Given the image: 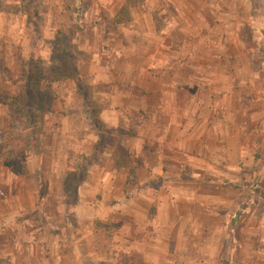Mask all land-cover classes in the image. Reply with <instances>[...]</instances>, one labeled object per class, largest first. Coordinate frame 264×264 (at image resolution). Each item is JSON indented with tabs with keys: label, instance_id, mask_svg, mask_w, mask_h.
<instances>
[{
	"label": "rangeland",
	"instance_id": "1",
	"mask_svg": "<svg viewBox=\"0 0 264 264\" xmlns=\"http://www.w3.org/2000/svg\"><path fill=\"white\" fill-rule=\"evenodd\" d=\"M152 52H204L217 72L136 73ZM156 125L165 139L137 135ZM179 147L189 156L139 168ZM93 165L124 176L121 199L86 184ZM89 189L106 194L97 212L76 201ZM0 211L18 213L0 220V264H264V0H0Z\"/></svg>",
	"mask_w": 264,
	"mask_h": 264
},
{
	"label": "crops",
	"instance_id": "2",
	"mask_svg": "<svg viewBox=\"0 0 264 264\" xmlns=\"http://www.w3.org/2000/svg\"><path fill=\"white\" fill-rule=\"evenodd\" d=\"M169 25H171V24L170 23L166 24V30L165 31L167 34H168L167 31L170 27ZM179 57L182 58V53H181V55H179ZM179 57H177V58H179ZM190 57L191 56H187L186 57L187 60L184 58V60L178 59L175 62L173 59V58H175L173 53L171 55L168 54L165 57H162V55H158L157 52H152V54L148 60H143L140 62V64L137 66V68H140V70L138 71L136 69V73H138V72L142 73L144 71L151 73L153 71V69L160 70L159 73L161 72V69H164L163 71L165 73H168V74L169 73L187 74L190 71H194L195 73H198V74L199 73L209 74L210 72L211 73L217 72L216 68L210 67V70H207L209 68V66H206L205 64H203L204 61L200 63V59L204 60V57H206L204 52L203 53L199 52L198 55H195V57H197V60H195V61L191 62ZM133 66H135L134 63H131V62L125 63V67L128 68L127 71L131 72V70H132L131 68ZM133 72H135V70H133ZM177 86L179 87V85H177ZM181 88L185 89L186 91L188 90L187 91V95H188V93H189L188 82H182ZM156 90H157V88H156ZM160 106H162V105L160 104L158 107H160ZM159 111H160V113L163 112V108L159 109ZM111 115H113V116H111ZM111 115H107L106 117L102 116V118L111 127H116L118 124L117 125H115V124L118 123V121L121 119V117L118 114L116 115L115 113H113ZM183 115L184 114H181L182 117H180L181 122H182L180 125L181 127H179V129L177 128V132H178L177 135L178 136L180 135V137L182 138V141L187 136V129L185 128L186 122H185V120H183V118H184ZM114 116H115V118H114ZM185 116H187V115L185 114ZM165 117H166L165 120L167 121L168 124L175 121V119L177 118V116H174L172 110H170V112H169L167 109L165 110ZM152 120L154 122H156L155 117L152 118ZM65 121H66V119L64 118L62 120V123H61V128L59 127V129H62L61 131L67 132L66 128H65L66 127ZM156 127L159 128L157 125H156ZM164 132H165V130H161L159 128L157 130H152L149 133H146L144 135H143V133L138 132L137 135H140L141 138H147V137H153L154 136V137H159V139H165L166 134ZM69 136H73V135H69ZM220 140H221V138H220ZM84 142H87V140H82V143H84ZM221 144H222V142H221ZM222 146H223V144H222ZM143 147H144V145L141 146V144L137 147V149H136L137 154H135L136 158H138L139 155H141L142 150H143V152H147V153L149 152L150 153V151H147L146 149L144 150ZM81 149L83 150V152H86V151H84V149L86 150V148H81ZM87 150L90 151V150H92V148L87 147ZM56 151H57V161L53 162V164L50 167V169L53 172V175H55V177L61 176V172H63L67 166L66 159H63V153L57 149H56ZM188 152H189L188 149H185L184 147H179V151H173L171 154H169L167 152L154 153L156 156L154 162L152 163L154 166H152V164L149 163V161H151V160H149L147 162L145 161L143 163L144 165L142 164L141 167H139V168H143V169L148 170V171L152 170L153 172H157L158 170H161V167H159V166L162 165L163 163H165V162L177 163L180 156H182L183 158H184L183 155L189 156ZM175 154L178 155V157H175ZM190 155H191V153H190ZM34 162L36 164L34 171H37V170L40 171L41 170V172L43 173V171L47 168V167H45L46 162L44 159V155H42V154L39 156H34ZM27 163H28V166H27L28 170L27 171H28V173H32V171H33V170H31L32 169L31 168L32 159L27 158ZM154 163H156V164H154ZM235 165H236V161L231 160L225 169L234 168ZM96 171H97V168H94V165L91 166V168L89 169V171L87 173V183L86 184L88 186L89 185L92 186L93 184L90 181L93 180L95 183L100 185V187H102L103 189H106L108 192H110V188L112 187L111 191L117 193L115 195L117 197V199H121L123 196L121 185L124 183V179H123L124 176L122 175V177L120 178V173H118L117 175H114L113 173L111 174L110 172H107V170L106 171L104 170L100 176ZM9 181L10 180L6 179L4 184L7 185V183H9ZM192 182H195L196 184H200V182H204V180L200 178V179H194V180H192ZM208 182H209V184H214V185L219 184L218 179L209 180ZM10 186H11V183H10ZM173 186H175V184H173ZM77 196H78V199H76L77 202L81 203L82 205L86 206L87 208H90L91 210L93 209L94 211L97 209L99 202L100 203H104V202L106 203L107 202V198L105 199V196H106L105 193L103 194L101 199H98V198H95L94 193L90 189L85 193H82V192L79 193V191H78ZM201 196H204V195H201ZM110 200L111 199H109L108 202H110ZM170 200L172 201L171 206L173 205V208L176 209L177 206H175V205L177 204V198H173V196H171ZM4 202H7V200L5 199ZM94 202H95V204H94ZM78 206L79 205L75 204V209H73V210L77 212ZM108 208L109 207H107V209ZM96 212H97V210H96ZM17 214L18 213L2 214L0 211V220L5 216H9V218H11L13 220L12 222H10V220L6 219L8 222H10L9 226L14 225L15 224L14 219L16 218ZM16 226H17V224H16ZM6 228H8V227H6ZM0 230H2V231L5 230V227H3L1 224H0ZM6 230H9V228ZM198 230H199V228L197 225L193 226V233H196ZM20 245H24V244L23 243L10 242V243H8V248L18 249ZM192 246H193V244L191 241V243L189 244V248H192ZM151 256H152V254H150L149 259H147L148 263L149 264H156L157 263L156 256L154 257V259L151 258ZM218 256L219 255L216 253H209L208 255H205L203 260H201L199 262L194 261V264H211L212 261L214 259H217ZM191 259L192 258H189V257H187V260H183V259L177 260V259L173 258L169 262L171 264H193Z\"/></svg>",
	"mask_w": 264,
	"mask_h": 264
}]
</instances>
